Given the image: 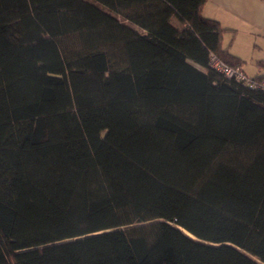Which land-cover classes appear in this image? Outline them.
<instances>
[{
	"label": "trees",
	"instance_id": "16d2710c",
	"mask_svg": "<svg viewBox=\"0 0 264 264\" xmlns=\"http://www.w3.org/2000/svg\"><path fill=\"white\" fill-rule=\"evenodd\" d=\"M205 2L0 0V264H264V88Z\"/></svg>",
	"mask_w": 264,
	"mask_h": 264
},
{
	"label": "crops",
	"instance_id": "0c3cea01",
	"mask_svg": "<svg viewBox=\"0 0 264 264\" xmlns=\"http://www.w3.org/2000/svg\"><path fill=\"white\" fill-rule=\"evenodd\" d=\"M202 14L227 29L222 34V43L231 54L244 60L241 67L248 76L264 74V67L256 65V62L264 61V0H206ZM171 21L177 24L175 19L171 18ZM244 44H247L246 56ZM247 60L250 73L245 71Z\"/></svg>",
	"mask_w": 264,
	"mask_h": 264
},
{
	"label": "built area",
	"instance_id": "2783aa9c",
	"mask_svg": "<svg viewBox=\"0 0 264 264\" xmlns=\"http://www.w3.org/2000/svg\"><path fill=\"white\" fill-rule=\"evenodd\" d=\"M209 64L213 69L223 74L225 77L234 79L245 86L251 88H264V80H257L252 76H248L239 65L231 66L213 54L209 55Z\"/></svg>",
	"mask_w": 264,
	"mask_h": 264
},
{
	"label": "rangeland",
	"instance_id": "374dc122",
	"mask_svg": "<svg viewBox=\"0 0 264 264\" xmlns=\"http://www.w3.org/2000/svg\"><path fill=\"white\" fill-rule=\"evenodd\" d=\"M227 31V30H226ZM225 31V32H226ZM224 33V32H223ZM222 45L224 46V47H227V46H225L223 43H222ZM245 46V48H244V54H245V56L247 55V49H246V47H247V44H244L243 46H242V48ZM241 48V49H242ZM242 59V58H241ZM243 60V59H242ZM243 62H244V60H243ZM256 65H257V62H256ZM250 70L251 69V66H250V63L248 62V60H247V65L245 66V71L246 72H248V73H250L248 70Z\"/></svg>",
	"mask_w": 264,
	"mask_h": 264
}]
</instances>
